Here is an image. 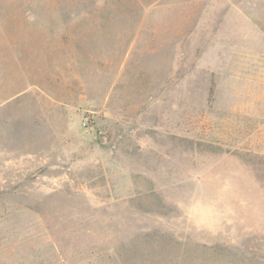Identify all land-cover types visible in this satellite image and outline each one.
<instances>
[{
	"label": "rangeland",
	"instance_id": "1",
	"mask_svg": "<svg viewBox=\"0 0 264 264\" xmlns=\"http://www.w3.org/2000/svg\"><path fill=\"white\" fill-rule=\"evenodd\" d=\"M0 264H264V0H0Z\"/></svg>",
	"mask_w": 264,
	"mask_h": 264
},
{
	"label": "water",
	"instance_id": "2",
	"mask_svg": "<svg viewBox=\"0 0 264 264\" xmlns=\"http://www.w3.org/2000/svg\"><path fill=\"white\" fill-rule=\"evenodd\" d=\"M100 141H104V137L102 136V134H100Z\"/></svg>",
	"mask_w": 264,
	"mask_h": 264
}]
</instances>
